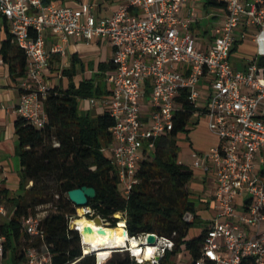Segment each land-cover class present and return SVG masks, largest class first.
Instances as JSON below:
<instances>
[{"label": "built area", "instance_id": "obj_1", "mask_svg": "<svg viewBox=\"0 0 264 264\" xmlns=\"http://www.w3.org/2000/svg\"><path fill=\"white\" fill-rule=\"evenodd\" d=\"M215 1L220 7H211L217 13L209 15L216 21L210 29L201 26L191 6L202 2L198 5L208 8L207 0H124L109 16H99L90 3L75 9L45 0H0V37L8 33L26 57L25 74L17 79L20 100L15 112L37 129L48 123L45 101L52 87L47 81L52 55L64 57L71 39L103 41L112 49L113 71L105 75L109 95L88 101L91 107L101 103L114 121L112 142L102 152L127 198L140 183L142 162L153 159L158 142L175 129L179 114L186 113L184 101H189L193 112L188 128L204 117L217 139L210 150L192 152L187 165L205 178L200 199L213 210L202 256L192 264H264V0ZM198 34L208 39L200 41ZM48 35L57 41L50 52ZM248 40L258 51L247 64L235 66L232 51ZM1 48L0 74L7 64ZM1 89L0 83V94ZM3 109L0 99V113ZM6 202L0 186V264H11L3 232L10 221ZM81 209L70 227L80 234L86 256L89 245L77 221L97 217L93 208ZM44 216L21 220L26 236L22 264H54ZM194 218L191 213L184 217L187 222ZM102 221L104 227H112ZM149 235L132 239L145 250ZM128 244L112 249L111 256L128 252L137 264H145L146 257L136 255L131 241ZM99 247L104 250L107 245ZM152 248L150 264H158L173 251L174 242L157 236Z\"/></svg>", "mask_w": 264, "mask_h": 264}, {"label": "trees", "instance_id": "obj_2", "mask_svg": "<svg viewBox=\"0 0 264 264\" xmlns=\"http://www.w3.org/2000/svg\"><path fill=\"white\" fill-rule=\"evenodd\" d=\"M45 2L51 3V0ZM206 5L220 7L215 0H207ZM242 44L235 45L232 57ZM1 54L9 65L11 79L16 82L23 77L26 57L11 43L8 33ZM98 70L100 83L91 78L79 85L71 82L65 89L50 88L45 101L48 123L42 129L22 117L15 121L16 156L21 166L19 194L10 196V191L1 187L10 214L3 232L7 236L11 264L25 261L22 218L40 213H45L42 226L54 264H73L81 258L77 264H96L95 255L84 256L81 236L70 227L71 219L77 217L80 208L69 199L68 193L83 187L96 190L97 197L90 200L88 207L113 228L124 220L130 237L155 234L174 242L173 251L167 252L158 264H177L175 257L183 251L189 252L191 264L195 263L202 256L206 229L198 237L187 239L198 212L193 200L195 195L189 190L196 171L181 164L178 154V136L181 133L189 136L193 130L188 128L193 112L191 103L184 101L186 113L179 114L175 129L158 142L153 159L142 162L138 174L140 183L127 198L119 190V179L110 159L102 152L112 142V117L105 111L93 118L80 110L82 100L109 95L105 74L113 71L111 61L101 62ZM64 73L73 77L70 71ZM201 204L205 205L202 201ZM118 213L123 218H115ZM188 213L195 217L191 222L184 219ZM106 264L137 263L128 252H116Z\"/></svg>", "mask_w": 264, "mask_h": 264}, {"label": "crops", "instance_id": "obj_3", "mask_svg": "<svg viewBox=\"0 0 264 264\" xmlns=\"http://www.w3.org/2000/svg\"><path fill=\"white\" fill-rule=\"evenodd\" d=\"M62 1L63 3L59 5H64L75 9L79 8L80 5H82L83 3H90L89 0H62ZM111 1L112 0H100V2H97L95 4L92 3L90 4L97 6V14L99 16H109L120 6L119 5L116 8L108 7L109 4L112 3ZM51 3L58 4L57 0H51ZM49 38L52 41H48L47 39L48 52H50L51 49L54 47V45L57 43V41L53 39V37H49ZM65 48H66V54L64 57L59 54L52 55L51 65H50V76H48L47 78L49 84L53 83L54 86H60L62 89L67 88L71 82H73L76 85H79L82 81L86 79L93 78L96 81L100 74L98 70L99 64L101 62L109 63L111 61L112 49L108 45H106V43L103 41L94 40L88 44L84 41L71 39L69 43L65 45ZM103 53H106L108 55V59H110V61H105L100 59L102 56L101 54ZM73 58H75L74 61ZM232 61H233V57H232ZM3 67H5L7 70L6 71L7 76L4 78L12 82L9 81L10 83H6L3 86H1L3 91L0 94V99L4 106V109L0 113V186L7 188L10 191V196H12L13 194H15V191L13 190V188H11L12 185H10L11 177L7 171L9 168L5 166L4 163L8 162L7 159L9 155H16L17 137L15 133L14 124L18 117L15 110L20 100V90H19L20 82L18 80L14 82L11 79V74L9 71L8 64H6ZM64 71H70V74H73V77L71 78L70 75L64 73ZM50 78L51 80H49ZM2 79L3 78L1 77V81ZM60 82L63 83L64 85L63 87L59 84ZM81 102H80V110L85 114H87V112L91 114L92 111H95L96 115L98 114L100 115L106 111V107L104 106L100 108H98L97 106H96L97 108L91 107L89 101H85L84 106H81ZM194 131L195 129L192 130V132ZM210 135L212 134L210 133ZM212 137H213V141L211 142L210 147L205 150H201V152L208 151L217 144V139L215 138V136L212 135ZM189 139L194 145L195 142L191 140L192 137L189 136ZM195 173L196 176L200 178H199V182L194 183V188H195L194 191L195 192L198 191V193L201 194V190L203 189L204 186H206L207 182L199 171H196ZM202 209L206 210L208 208L205 205L201 204L200 210Z\"/></svg>", "mask_w": 264, "mask_h": 264}, {"label": "rangeland", "instance_id": "obj_4", "mask_svg": "<svg viewBox=\"0 0 264 264\" xmlns=\"http://www.w3.org/2000/svg\"><path fill=\"white\" fill-rule=\"evenodd\" d=\"M89 1L92 4L100 2V0H89ZM57 2H58V4L63 3L62 0H57ZM111 2L112 3L109 4L108 7H110V8L115 7L116 8L120 4H122V2H124V0H112ZM198 4H202V2H199ZM198 4L197 5L192 4L191 6L196 7L197 13H198L197 16L200 17V19H202L201 26L206 27L207 25H209L208 27L210 29L213 28V26H215V24H216V21L211 19V17L209 15H213V14L217 13V11L211 7L204 8V7H202V5H198ZM49 37H51V36L48 35V41H52ZM198 38L200 41L205 42V40L208 39V36H205L204 34H200V35L198 34ZM4 39H5L4 37H0V48H1V43H3ZM257 51H258V47L256 46L255 43H252L249 40L244 42L240 46L238 51L235 52L233 55L234 65L235 66L242 65L243 62H244V64H247L248 59L253 58L254 55L257 53ZM101 55H102L100 58L101 60L110 61V59H108V55L106 53H103ZM6 71L7 70L5 67L1 68L0 76L3 78L1 81V86H3L6 83L12 82V81L4 78L7 76ZM8 74H9V71H8ZM49 80H51V78ZM100 82H101V78L98 77L97 80L95 81V83L97 84ZM59 84L62 87L64 86L62 82H60ZM50 85L53 86V83H50ZM2 91L3 90L1 89V92ZM85 101H88V100H82L81 106H84ZM97 107L98 108L102 107V104L98 103ZM87 114H89V112H87ZM90 115L94 118L99 116V114L96 115L95 111H92V113ZM191 129H195L194 132H191L189 134V136L192 137L191 140L195 142L194 145L192 144L190 139H188L189 136H187L186 133H181L178 136L179 158H181L182 162L186 165H191V163H192V158L190 156L192 152H194V151L201 152V150H205V149L209 148L211 142L213 141V137H212V135H210V131L207 127L206 119L204 117L202 118L200 123H198L197 125H192ZM7 161L8 162H6L4 164H5V166H7L9 168L7 171L11 177L10 178V185H12L11 188H13V190L15 191V194L18 195L19 190H20V180H21L20 160L16 155H9ZM199 178L200 177H197L195 175L194 180L189 185V190L195 195L193 197L194 198L193 200L197 203L198 212H197V219L188 232V235H187L188 240H190L194 237H198L202 233V231H204L208 227L209 221L211 220V218L213 216V211L211 210L212 207H210V206L206 210H204V209L200 210V208H201L200 195L201 194H199L198 191H196V192L194 191L195 190L194 183L199 182ZM31 185L32 184H30L29 187H31ZM6 204H8V203L6 202ZM79 210H82V209L81 208L78 209V212H79ZM114 217L121 219V218H123V215H121V217H117L115 215ZM175 261L177 264H191L192 259H191V255L189 252L183 251L175 257Z\"/></svg>", "mask_w": 264, "mask_h": 264}, {"label": "bare ground", "instance_id": "obj_5", "mask_svg": "<svg viewBox=\"0 0 264 264\" xmlns=\"http://www.w3.org/2000/svg\"><path fill=\"white\" fill-rule=\"evenodd\" d=\"M82 213L83 211L79 210V214L81 215ZM116 216L121 217V214L118 213L116 214ZM77 224L81 227H85L89 224V221L82 218L78 220ZM90 225L96 228L94 223H90ZM125 227L126 222L124 220H120L117 228H115V230L111 232L110 237H86V240L89 242V246H86L84 249L86 255H98L99 264H103L104 261L108 260L111 257L112 249H122L125 247H129L128 242L131 241V248L133 249L134 253L138 256L144 255V257H146V259L150 261L155 250L150 245H148L145 250H142L140 247V241L137 238L132 239V237L125 235ZM103 243L104 245L107 244V248H104V250L99 247Z\"/></svg>", "mask_w": 264, "mask_h": 264}, {"label": "water", "instance_id": "obj_6", "mask_svg": "<svg viewBox=\"0 0 264 264\" xmlns=\"http://www.w3.org/2000/svg\"><path fill=\"white\" fill-rule=\"evenodd\" d=\"M69 199L79 208L88 207L90 200H93L97 197L96 190L94 188L83 187L81 189L72 190L68 193ZM78 222V221H77ZM90 223H94L96 228L92 227ZM113 227H104L103 221L100 217L90 220L89 224L86 225L82 231V236L84 242L88 244L86 237L98 236V237H110L111 232L114 231ZM125 235L127 232L125 231ZM147 243L150 246H155L157 244V236L151 234L148 236ZM107 245V244H105ZM104 243L101 246H105ZM98 262V259H97ZM145 264H150V261H147Z\"/></svg>", "mask_w": 264, "mask_h": 264}]
</instances>
